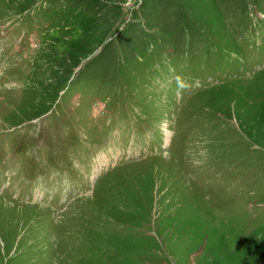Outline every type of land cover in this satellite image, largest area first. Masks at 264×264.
<instances>
[{
    "label": "rangeland",
    "instance_id": "rangeland-1",
    "mask_svg": "<svg viewBox=\"0 0 264 264\" xmlns=\"http://www.w3.org/2000/svg\"><path fill=\"white\" fill-rule=\"evenodd\" d=\"M0 264H264V0H0Z\"/></svg>",
    "mask_w": 264,
    "mask_h": 264
}]
</instances>
